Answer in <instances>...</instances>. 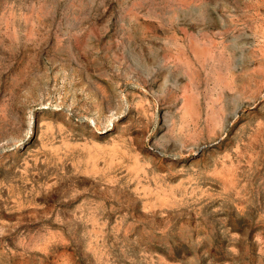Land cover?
Returning <instances> with one entry per match:
<instances>
[{
  "label": "rangeland",
  "instance_id": "1",
  "mask_svg": "<svg viewBox=\"0 0 264 264\" xmlns=\"http://www.w3.org/2000/svg\"><path fill=\"white\" fill-rule=\"evenodd\" d=\"M0 264H264V0H0Z\"/></svg>",
  "mask_w": 264,
  "mask_h": 264
}]
</instances>
